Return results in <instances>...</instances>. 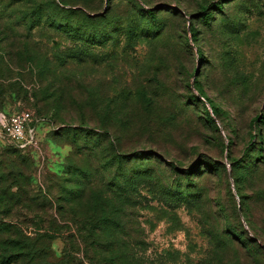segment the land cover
<instances>
[{"label": "rangeland", "instance_id": "374dc122", "mask_svg": "<svg viewBox=\"0 0 264 264\" xmlns=\"http://www.w3.org/2000/svg\"><path fill=\"white\" fill-rule=\"evenodd\" d=\"M26 110L1 257L264 264V0H0V113Z\"/></svg>", "mask_w": 264, "mask_h": 264}, {"label": "built area", "instance_id": "2783aa9c", "mask_svg": "<svg viewBox=\"0 0 264 264\" xmlns=\"http://www.w3.org/2000/svg\"><path fill=\"white\" fill-rule=\"evenodd\" d=\"M43 121L32 111L26 110L11 115L0 113V139H4L20 148L37 146L38 132L35 124Z\"/></svg>", "mask_w": 264, "mask_h": 264}, {"label": "trees", "instance_id": "16d2710c", "mask_svg": "<svg viewBox=\"0 0 264 264\" xmlns=\"http://www.w3.org/2000/svg\"><path fill=\"white\" fill-rule=\"evenodd\" d=\"M204 12H205V16H204V18H208V17L210 16V13H208L207 9H205ZM60 27H61L64 31L68 32L69 34H73V35H75V36L77 35V37H78L80 40H82L84 43H87V42H89L91 39H93V36L87 34L86 32H82V31H80V30H78V29H76V28H74V27L68 26V25H66V24H64V25H60ZM202 96H204L206 102L210 103V106H211V108H212L213 113H214V114H217V113H218V110L216 109V107H215L213 104H211L210 100H209L204 94H202ZM209 118H210L212 121L214 120V119L212 118V116L210 115V113H209ZM7 142H8V141H7ZM9 143H10V142H9ZM10 144H11V145H14L15 147H18L17 145H15V144H13V143H10ZM18 148H20V147H18ZM250 166H251V165H250ZM21 243H23V242H19L18 240H14L13 246H14V248L16 247V249L18 248V250H19V252L15 253V255L24 254V252H21L20 250H21V249H24V248L27 247V246H25L24 244H21ZM27 248H28V247H27ZM20 259H21L20 256H15V257H13V256L4 255L3 257L0 256V264H16ZM34 260H35V259H32L31 262H33ZM128 262H130V261H128ZM128 262H127V263H128ZM34 263H35V264H42V263H40L39 261H36V262H34Z\"/></svg>", "mask_w": 264, "mask_h": 264}]
</instances>
